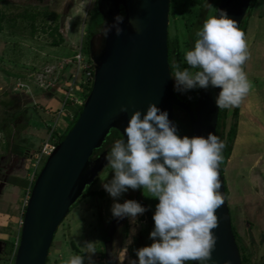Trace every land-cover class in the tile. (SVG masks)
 Instances as JSON below:
<instances>
[{"label":"rangeland","instance_id":"obj_1","mask_svg":"<svg viewBox=\"0 0 264 264\" xmlns=\"http://www.w3.org/2000/svg\"><path fill=\"white\" fill-rule=\"evenodd\" d=\"M97 1L0 0L1 10L13 20L5 21L0 33V264H5L2 256L8 243L19 247L25 209L32 194V186L25 189L12 184V180L27 179L31 185L35 183L48 159L43 153L45 148L55 146L56 134L65 132L86 101L84 90L93 80L94 69L87 53V36ZM218 2L178 0L175 16L169 17V37L179 38L183 60L194 44L196 30L205 19L215 15ZM45 12L55 15V21L46 20ZM24 14L37 16L35 33L31 23L23 20ZM254 17H257L255 11L248 25L257 32L252 31L254 40L248 41L247 47L249 58L242 65L251 89L242 100L225 181L232 226L246 258L250 259L245 264H264V20ZM54 26L58 33L52 31ZM11 99L14 104L8 108L1 104ZM232 111L229 108L227 131L234 122ZM113 175L105 167L91 185L92 190H104L103 183ZM138 193L129 189L117 202L123 203ZM147 195L142 190L139 203L153 216L159 201ZM113 202L106 192L104 198L87 197L72 209L55 235L47 264H68L72 257L85 251L94 253H83V264H107L100 218L104 227L110 226L114 220ZM150 232L146 212L137 217L135 224L128 218L120 223L114 236L118 264H130L138 259L135 250L150 246ZM87 243L92 244L84 249ZM16 254L8 264L15 263Z\"/></svg>","mask_w":264,"mask_h":264},{"label":"water","instance_id":"obj_2","mask_svg":"<svg viewBox=\"0 0 264 264\" xmlns=\"http://www.w3.org/2000/svg\"><path fill=\"white\" fill-rule=\"evenodd\" d=\"M171 1H97L104 26L114 23V17L124 10V21L120 24L123 31L116 36L113 29L106 39L103 33L96 39L91 55L94 62L92 92L77 123L48 156L34 184L15 264H47L59 227L107 166L106 152L91 160L94 151L103 146L113 129L123 135L133 111L144 112L149 103H154L167 111L169 120L174 123L177 107L188 114L193 136L206 138L210 132L217 135L220 110L215 97L220 89H200L196 112L174 91L168 48ZM254 1L221 0L218 10L225 11L239 30L242 23L249 20ZM121 105H127L128 112L121 113ZM218 175L224 204L216 211L218 227L212 231L217 240L208 264H242L220 163ZM137 200H140L138 196ZM125 219L114 218L110 225L105 242L107 264H118L114 255V236Z\"/></svg>","mask_w":264,"mask_h":264},{"label":"clouds","instance_id":"obj_3","mask_svg":"<svg viewBox=\"0 0 264 264\" xmlns=\"http://www.w3.org/2000/svg\"><path fill=\"white\" fill-rule=\"evenodd\" d=\"M123 21V15L115 16L114 23L104 26V38L113 29L120 36ZM194 35L192 48L184 54L187 67L174 64L170 73L174 91L219 88L217 108L238 107L251 89L242 68L249 58L244 33L225 11L216 10ZM128 110L127 105L119 107L121 113ZM224 147L211 132L206 138L181 137L168 112L154 103H149L144 112L133 111L122 138L107 151L106 167L114 175L102 185L114 201L112 216L128 218L133 224L148 209L135 200L117 202L124 193L142 189L159 201L152 216V243L136 249L138 259L130 264H208L217 240L212 231L218 227L216 211L224 204L218 175ZM131 235H135V229ZM83 253L72 257L68 264H83Z\"/></svg>","mask_w":264,"mask_h":264},{"label":"trees","instance_id":"obj_4","mask_svg":"<svg viewBox=\"0 0 264 264\" xmlns=\"http://www.w3.org/2000/svg\"><path fill=\"white\" fill-rule=\"evenodd\" d=\"M256 2H257V0L254 1L253 7L251 9V16L253 15V10H254ZM220 3H221V0H219V2H218L217 10L219 8ZM177 5H178V0H172L171 1V4H170V17L171 18L175 16V9H176ZM92 12L94 13V16L92 18V21L89 24L88 36H87V41H88L87 53L90 57H91L93 50L95 48L96 41H97L96 39L102 33V30L104 27V20H103V17L98 10L97 2L95 4V9H93ZM121 15H123L125 17V12L123 9H122ZM22 17H23V20H27V21H29V23H31L30 25L33 29L32 31L35 33L38 29L36 27V22H37L36 17L37 16H35L34 14H24V15H22ZM44 17H46L45 18L46 20L51 19L52 21H55V18H56L55 15H53V14L50 15L46 12L44 13ZM5 21L11 22V23L13 22V20L6 17V14L4 13L3 10H1V5H0V33L4 29L3 23ZM248 23H249V20L244 21L242 23L240 29H239V31L244 33V39L247 35ZM58 30L59 29L57 28V26L56 27L54 26L52 29V31L55 33H58ZM193 38H195V35H193ZM60 41H61V39H60ZM168 48H169V64H170L171 72L174 70L173 69L174 64H179L181 66V68L187 67L185 61L181 57L180 44H179V38L178 37H175V39L173 40L168 35ZM91 73H92V76H94V70L93 69H92ZM173 82H174V80H173ZM93 84H94V81L92 80L89 82L88 85L85 86V90H84L85 100H87L90 93L92 92ZM176 95L178 96V98L181 101L188 102V104L193 109V111L196 112V109L198 106V101H199L200 89H198L197 92H195L194 90H190L186 93L176 92ZM1 104L5 108H8L9 106L14 104V100L11 99L10 101H7V102L3 101V102H1ZM84 104L85 103L81 104V106L78 108V111L73 116V119L69 123L65 132L61 135L56 134L57 141L55 142V146L61 144L66 139L68 133L73 129V127L75 126V124L77 123V121L79 119V116L81 115V113L84 110ZM241 104H242V101L238 107L233 108L232 118H233L234 122L230 125V128L228 131L226 130L227 129L226 120H227V115H228L229 109H223V110H220V112H219V123H218V127H217V136L220 138L221 141H223V143L225 145L224 149L222 150V161L220 162V167H221V171L223 174H225V170L227 168L228 161L232 155L233 146H234V143H235V140L237 137L238 120H239V116H240ZM5 111H7V110L5 109ZM180 113H183L184 115L181 116ZM16 119H18V118L16 117L15 121H16ZM174 123L177 126L178 134L181 137H183V136L193 137L192 125H191L188 114L186 112H184L183 110H181L180 108H177V107H175V109H174ZM120 138H122L121 133L118 130L113 129L111 131L110 135L107 137L103 146L100 149H97L94 151V154H93V157L91 158V160L96 159L103 152L110 150V147L113 144V142L117 139H120ZM106 155H107V153H106ZM11 183L15 184V185H19L25 189L32 186L31 187L32 191H33L34 184H35V183H33V185H31L30 181L27 179H21V180L18 179V180H14V181L12 180ZM94 184H92V186ZM92 186H90L89 188L86 189V191L81 196V198L79 199L78 203L74 206V208L76 206H78L87 197H97V198H104L105 197L106 192L104 190L93 191ZM141 191H142V189H138L139 194H141ZM226 194L228 197L229 193H228L227 183H226ZM144 207L147 208L145 205H144ZM25 212H26V209H25ZM146 215L148 217V222L150 224V229L152 231V229L154 227V221L152 219V215H151L149 210L146 211ZM100 221H101L100 224L103 228V235H104V238L106 239L108 236L110 226L106 228V227H104V224H103V221L101 218H100ZM233 232H234V235H235V238L237 241V245H238L240 253H241L242 264H245L246 262H250V259L246 258V254H245V250L243 248V245L239 244V235L234 230V228H233ZM72 247L75 248L74 245ZM17 248L18 247L16 246L15 243H8V248L5 251V255L2 256L5 264H8L10 259L12 258L11 256L14 253H17ZM48 261H49V257H48L47 263H48ZM14 262H15V259H13V263Z\"/></svg>","mask_w":264,"mask_h":264},{"label":"crops","instance_id":"obj_5","mask_svg":"<svg viewBox=\"0 0 264 264\" xmlns=\"http://www.w3.org/2000/svg\"><path fill=\"white\" fill-rule=\"evenodd\" d=\"M254 11H255V13H257V17H254V18H256V19H258L260 21H263L264 20V0H257L253 12ZM252 31L253 30H251L250 26L248 25V31H247V37H246L247 40H245L246 44H247V47H248V41H250V40L253 41L254 40V38H252V35H253ZM253 32L256 33L257 31H253ZM256 36H258V35H256ZM262 49L264 50V47Z\"/></svg>","mask_w":264,"mask_h":264},{"label":"built area","instance_id":"obj_6","mask_svg":"<svg viewBox=\"0 0 264 264\" xmlns=\"http://www.w3.org/2000/svg\"><path fill=\"white\" fill-rule=\"evenodd\" d=\"M92 75V74H91ZM54 149H55V146H52V148L51 149H49V150H47V148H45V150H44V154H46V155H50L53 151H54ZM12 264V263H11ZM15 264V263H14Z\"/></svg>","mask_w":264,"mask_h":264},{"label":"flooded vegetation","instance_id":"obj_7","mask_svg":"<svg viewBox=\"0 0 264 264\" xmlns=\"http://www.w3.org/2000/svg\"><path fill=\"white\" fill-rule=\"evenodd\" d=\"M106 153H107V151H105ZM104 153V152H103ZM137 193H138V189H137ZM140 194L138 193V196H139ZM137 196H133L131 199H129V200H135V198H136ZM137 202H140L139 200L137 201Z\"/></svg>","mask_w":264,"mask_h":264}]
</instances>
